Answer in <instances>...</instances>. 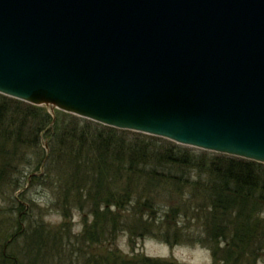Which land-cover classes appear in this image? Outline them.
I'll return each mask as SVG.
<instances>
[{
    "label": "water",
    "instance_id": "1",
    "mask_svg": "<svg viewBox=\"0 0 264 264\" xmlns=\"http://www.w3.org/2000/svg\"><path fill=\"white\" fill-rule=\"evenodd\" d=\"M0 94L264 164V0H0Z\"/></svg>",
    "mask_w": 264,
    "mask_h": 264
},
{
    "label": "trees",
    "instance_id": "2",
    "mask_svg": "<svg viewBox=\"0 0 264 264\" xmlns=\"http://www.w3.org/2000/svg\"><path fill=\"white\" fill-rule=\"evenodd\" d=\"M10 102L24 111L6 117L8 113L0 105V185L13 186L15 194L29 181L30 185L37 182L45 188L52 184L55 186L56 211L61 217L68 219L76 210L85 221L79 236H73L66 224L53 235L47 230V233L42 229L38 231L39 225L33 231L27 232L26 229L22 232L21 222L33 217L26 213L30 204L21 203L20 193L12 196L10 208L25 213H18V220L10 226V229L14 227L13 231L7 232L0 226V244L10 248L20 237L24 238L30 244L27 264H46L58 252H65V260L69 258L66 264H175L147 257L123 260L111 250L108 253H113L112 258L97 254L81 255L84 250L80 245L89 249L101 246L119 232H126L130 241L151 237L169 246L202 245L211 251L216 262H220L216 248L223 246L230 258L221 264H235L234 261L230 263L232 255L244 253L245 248L250 253L251 248L264 238L260 222L249 219L254 211H263L264 198L253 200L252 205L244 201L257 193L264 195L263 164L229 156L223 161H219L222 158L212 160L208 174L213 181L202 185L205 198L197 201L198 178L185 181L172 172L188 168L187 161L175 158L172 151L173 155L169 150L160 152L155 149L165 140L134 133L136 137L127 142L125 134L128 131L93 122L79 128L75 118L62 113L73 122L59 128L55 137L51 135L56 140L55 148L50 145L48 156L42 152L38 162L30 165L23 153L29 149L38 151L40 136L50 132L52 117L43 108L24 105L16 100ZM28 117H32L31 125L25 122ZM40 169L42 173H39ZM160 185L165 187V196L155 195ZM183 187L193 191L188 193V201H185ZM230 187L233 188L229 190ZM157 213L161 215L157 216ZM232 217L236 223L232 222ZM90 220L93 222L89 225ZM188 220L195 221L199 229L186 231L184 227ZM72 255L76 257L75 263L71 261ZM0 264L22 262L16 255L0 252Z\"/></svg>",
    "mask_w": 264,
    "mask_h": 264
},
{
    "label": "rangeland",
    "instance_id": "3",
    "mask_svg": "<svg viewBox=\"0 0 264 264\" xmlns=\"http://www.w3.org/2000/svg\"><path fill=\"white\" fill-rule=\"evenodd\" d=\"M12 100L15 99L8 98L7 100H3L0 97V105H2L3 110H5V112L8 113L6 117H9L12 114H15L16 112L24 111V109H21L20 107H16L15 103L10 102ZM22 103L24 105L25 104L30 105L28 103H24V102ZM20 106L25 107L22 105ZM34 107L45 109L47 113L52 117V123L49 126L50 132L48 133V135L45 134L43 136L42 135L40 136L41 147L38 149V151H35L34 149H29L23 153L26 156L27 163H30V165H35L38 162L37 159L39 158V156L42 155V152L48 156L49 154L48 147L51 145L52 148H55L56 145L55 142L56 140H54V138H51V135L55 137V132L59 128L64 127V125L68 126L70 122H73L70 119H67V117L65 118L62 115V112L60 113V111L50 106H34ZM68 115L70 117L75 118V121L79 122L80 124L79 128L80 127L83 128L85 127L86 123L90 124L89 122H91L85 119L83 120L82 118H79L74 115H70V114ZM32 117L26 118L25 122L28 125L32 124V120H31ZM55 126H58V128H55ZM134 133L135 132L128 131V133L125 134L127 136L126 137L127 142H132V140L136 137ZM141 140L144 141L143 139ZM52 141L54 142L52 143ZM155 149H157L160 152H163L164 149L169 150L168 152L171 155H173L170 152L172 151L173 153L176 154L175 158L179 160L187 161L185 163L188 164L189 166L188 168H184L183 170L175 169L172 172L175 175H180L181 178L185 181L189 180L191 182L192 180L198 178L197 182L200 184V187L197 188L198 189L197 201H204L205 198V190L202 188V185H204L205 182L207 181H213L211 175L208 174L209 164H211L212 160L214 161L217 158L218 159L222 158L219 161H223L227 159L226 155L224 154L221 155L225 157H218L216 155H213L215 153L211 154L210 152L207 153L206 151H204L206 152L204 153L202 150L174 144L168 140L167 141L165 140L161 144L157 145ZM39 173H42V169H40ZM29 182H27V184L20 191L15 192V194H13V190H14L13 186H9L6 183H4V185H0V226L3 229H7V232L13 231L14 227L13 229H10V226L16 222V219L18 220V213H21V215L25 213V211L17 212L16 211L17 209L12 210L10 208L12 206L11 204L12 196H17L20 193V195H22L20 196L21 197L20 199L22 200L21 203L30 204V206H27L26 213L33 216L32 220L30 219L31 222L30 220L27 221V219L26 220L24 219L23 223L21 222L20 226L21 229L23 230L22 232H25L26 229L27 232L33 231L39 225L37 227L38 231L42 229L44 232H46L47 230L48 234L53 235L59 232L62 229V226L66 224L69 226L73 236H79L82 233L85 225V221L82 214L74 210L70 218L64 219L56 211L57 210L55 206L56 198L55 195L53 194L55 191V186L51 184L48 188L47 187L45 188L43 187V185L37 184V182L32 185H30ZM159 187L160 188H158L155 191V195L165 196V192H163L165 187L162 185H160ZM231 188L233 187H230L229 190ZM183 190L185 193V197H184L185 201H188V193L193 191L192 189L187 191L185 187H183ZM232 191L233 189L231 190V192ZM176 196L178 195H175V197ZM261 198H264V195L257 193L250 196V199L249 197L248 199L245 198L244 201L246 203L248 202L249 205H252L254 203L253 200L255 199L261 200ZM113 211L114 209H112V212ZM159 215H161V213H157V216ZM250 217L252 218L251 220L256 219L258 222H260V228L261 231L263 232L264 209L261 212L254 211L251 215H249V219ZM92 222L93 221L90 220L87 224L90 225ZM232 222L236 223V219L233 218ZM41 223H43V225H41ZM228 227L229 229H231V225H229ZM184 228L188 232H193L196 229H199L196 222L190 220L186 222ZM3 245L0 244V252L4 254H13L18 256L22 264L28 263L29 261L28 246H30V244L26 243L24 238L22 239V237H20L18 239V242L15 245L11 246L10 248H5L4 246L6 244L4 246ZM80 248L84 250V254H81L84 257H87L88 255H92V254H97L103 256L107 255L109 256V258H112V254L115 253L123 260H134V259L136 260L137 257L138 258L147 257L156 261H165L175 264H221L223 260H228V258H230L229 254H227L223 246H219L216 248L217 258H219L218 261H220V262H216V260L214 261V258L211 255V251L207 247H203L202 245L178 244V245L169 246L151 237H143L137 239L133 238V240L130 241L129 235L126 232L117 233L108 243L105 241L101 244V246H93L90 247L89 249L86 246L80 245ZM108 250H111L113 253H111L110 255V253H108ZM245 250L247 251V248H245ZM245 250L244 253L246 252ZM251 252H250L251 255L250 253L247 252L246 254L238 253V255H232L231 259H229L231 260L230 263L234 261L235 264H264V238L261 239V242L257 243L251 248ZM75 254L76 253L74 252V255ZM74 255H72V259H71L72 263H75L76 261V257ZM68 260L69 258L65 260V252H58V253H54L53 258L47 260L46 264H66ZM36 264H43V263L36 262Z\"/></svg>",
    "mask_w": 264,
    "mask_h": 264
}]
</instances>
